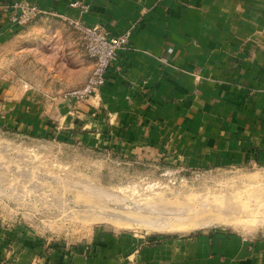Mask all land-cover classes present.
<instances>
[{"label": "crops", "instance_id": "1", "mask_svg": "<svg viewBox=\"0 0 264 264\" xmlns=\"http://www.w3.org/2000/svg\"><path fill=\"white\" fill-rule=\"evenodd\" d=\"M15 1L0 0V51L29 52L33 61L24 67L41 73L37 80L23 73L18 81H0V90L25 92L7 99L12 116L22 113L25 128L40 129L50 139L169 158L191 169L264 168V0H81L85 11L71 7L74 0H25L58 13L33 20L36 26L52 17L70 29L69 22L76 21L111 36L130 33L127 49L108 69L97 95L77 108L78 116L46 99L49 92L77 89L87 80L71 83L78 63L70 56L75 59L78 50L69 46L67 62L62 48L69 41L57 34H24L9 21ZM88 60L89 76L94 63ZM0 260L264 264V240L245 242L240 235L216 231L137 238L98 230L73 244L9 236L0 238Z\"/></svg>", "mask_w": 264, "mask_h": 264}, {"label": "rangeland", "instance_id": "2", "mask_svg": "<svg viewBox=\"0 0 264 264\" xmlns=\"http://www.w3.org/2000/svg\"><path fill=\"white\" fill-rule=\"evenodd\" d=\"M44 19L49 21L41 27L36 21L22 26L23 33L57 34L69 41L62 48L67 62L69 46L78 50L75 59L70 56L78 63L71 83L84 82L89 60L80 37L52 21L56 18ZM14 55L20 58L14 60ZM32 58L29 52L1 48V83L18 81L23 73L37 80L41 71L24 67ZM70 90L49 92L46 99L78 116L77 108L87 100H64L62 94ZM24 93L0 90V238L73 244L93 231L111 230L137 238L216 231L240 235L245 242L264 240V168L191 169L169 158L89 147L80 139H50L40 129L25 128L22 113L11 115L7 99Z\"/></svg>", "mask_w": 264, "mask_h": 264}, {"label": "built area", "instance_id": "3", "mask_svg": "<svg viewBox=\"0 0 264 264\" xmlns=\"http://www.w3.org/2000/svg\"><path fill=\"white\" fill-rule=\"evenodd\" d=\"M70 6L81 8L84 11L87 9L81 0H74ZM10 7L14 13L9 17V21L20 27L42 15L58 16L56 12H45L37 5L25 0L15 1ZM69 24L81 34L85 53L94 63L91 74L81 87L62 94L64 100L79 104L97 95L105 83L108 69L117 60L119 54L127 49L130 33L125 32L118 36H111L99 27L87 26L76 21L69 22Z\"/></svg>", "mask_w": 264, "mask_h": 264}, {"label": "bare ground", "instance_id": "4", "mask_svg": "<svg viewBox=\"0 0 264 264\" xmlns=\"http://www.w3.org/2000/svg\"><path fill=\"white\" fill-rule=\"evenodd\" d=\"M207 226V225H206ZM162 231V230H161Z\"/></svg>", "mask_w": 264, "mask_h": 264}]
</instances>
